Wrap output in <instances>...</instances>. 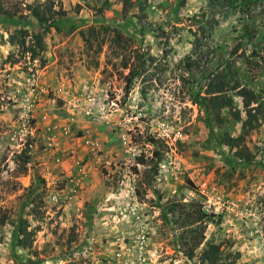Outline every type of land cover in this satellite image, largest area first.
<instances>
[{
    "label": "rangeland",
    "instance_id": "obj_1",
    "mask_svg": "<svg viewBox=\"0 0 264 264\" xmlns=\"http://www.w3.org/2000/svg\"><path fill=\"white\" fill-rule=\"evenodd\" d=\"M263 57L264 0H0V264H264ZM217 62L253 129L196 104Z\"/></svg>",
    "mask_w": 264,
    "mask_h": 264
},
{
    "label": "trees",
    "instance_id": "obj_2",
    "mask_svg": "<svg viewBox=\"0 0 264 264\" xmlns=\"http://www.w3.org/2000/svg\"><path fill=\"white\" fill-rule=\"evenodd\" d=\"M231 3V0H228ZM121 2V10L122 13L126 12V9L131 5V0H120ZM78 8V6H77ZM50 12V11H49ZM59 12H62L61 9H58L57 11L52 12L54 14H59ZM39 13H34V17L40 26L43 22H45V19L43 17H40L38 15ZM195 17V16H194ZM201 17L203 18L204 15L201 14ZM52 24V23H51ZM51 27V25H44V28ZM200 31V32H199ZM201 35L205 34V29L203 27H200L198 30ZM196 33V32H195ZM195 33L192 35L195 36ZM22 35V36H21ZM20 41L17 43V47H21L24 49V52L26 53L27 49L25 47L24 43V37L27 36L26 31H20ZM36 44L38 46L41 45L42 40L40 36H34ZM10 40H15L14 37H11ZM194 41L196 42V45H198V39L194 37ZM30 57H34L35 53L32 49L28 50ZM191 52L184 56V62L186 66H190L193 64V61L191 60ZM221 60V59H220ZM261 62L264 64V57L261 59ZM220 64L217 62V65H215V70H205L203 71V80L205 82V85L203 86L202 91L199 93H196L195 97L199 99V103H196L195 99L194 102L201 106L204 111H206L210 116L211 119L216 124H220L223 122V116L221 115V111L224 109H229L230 115L232 118H235L236 120H239L241 129L243 131H249L255 127V125L258 124V115L260 112L261 104L258 103L256 94L253 93L252 90H250L248 87L237 85V82H234L230 84L231 81L226 77L225 70L219 69ZM137 75V72L134 70H129L128 74L125 76V84H124V94L127 93V90L129 89L131 82L133 78ZM231 91H233V94H231ZM232 96H236L240 100L241 109L243 112V119H241L237 112L233 110V98ZM260 104V105H259ZM237 139H229L231 142H235ZM228 144V143H227ZM18 156L22 157V164L27 163V155L26 151H21ZM173 211V209H172ZM197 219V220H196ZM195 221H191V224L196 223V221H201L202 217H196ZM21 237L16 236L15 238V245L17 247H20L22 249L29 248L31 245V240L34 235L33 231L26 233L25 231H22L20 233ZM203 240L202 233L200 232L198 237H195L194 243L190 249H188L185 253V257L187 259H192L193 257V250L195 247L199 244H201ZM198 261L201 264H231L232 261L229 263H225L222 252L220 250V247L218 244L213 243H206L204 248L201 249L199 255H198ZM25 264H38L36 262L27 261Z\"/></svg>",
    "mask_w": 264,
    "mask_h": 264
},
{
    "label": "built area",
    "instance_id": "obj_3",
    "mask_svg": "<svg viewBox=\"0 0 264 264\" xmlns=\"http://www.w3.org/2000/svg\"><path fill=\"white\" fill-rule=\"evenodd\" d=\"M179 136H180L179 133L175 134V138H179Z\"/></svg>",
    "mask_w": 264,
    "mask_h": 264
}]
</instances>
